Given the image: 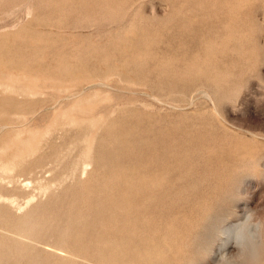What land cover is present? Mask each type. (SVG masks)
<instances>
[{"label": "rangeland", "instance_id": "rangeland-1", "mask_svg": "<svg viewBox=\"0 0 264 264\" xmlns=\"http://www.w3.org/2000/svg\"><path fill=\"white\" fill-rule=\"evenodd\" d=\"M2 71L0 164L10 166L2 178L39 156L49 161L18 178L19 193L6 194L14 203L0 204L15 216L39 205V217L63 225L69 210L88 211L78 198L97 194L98 177L123 173L116 182L128 185L120 223L88 247L74 237L60 246L45 227L30 240L75 259L59 264H180L196 206L233 180L245 211L223 223L221 239L248 224L264 240V0H0ZM105 77L108 87L99 86ZM194 182L199 198L168 197ZM92 224L87 233L100 234ZM239 253L230 261L248 263Z\"/></svg>", "mask_w": 264, "mask_h": 264}, {"label": "bare ground", "instance_id": "bare-ground-1", "mask_svg": "<svg viewBox=\"0 0 264 264\" xmlns=\"http://www.w3.org/2000/svg\"><path fill=\"white\" fill-rule=\"evenodd\" d=\"M4 72L5 71L0 72L1 76L4 75ZM20 74H22L25 79L38 78V75H35V74L33 75V74L25 73V72H20ZM107 80L108 79L106 77L99 78V79L96 78V81H98L99 86L107 85L108 84ZM55 85H58V84H55ZM94 121L95 120H93V122ZM7 122L10 123L9 121ZM97 125L98 124H89V127L93 130L95 127H97ZM6 126H7V123H1L0 128L4 130ZM88 134H93L94 136L93 131L91 133L88 132ZM86 143L88 145V148H87V152H84L83 157L86 160H89V162L91 163L93 159V157L91 156V150L93 149V145H94L93 139H88ZM28 147L31 150L33 149L34 146L31 143V141ZM98 147H99L98 148V155H99L101 151L103 150V148L100 145ZM12 155L14 159L20 163L23 162L24 157H27L25 156L24 152L19 153L17 151L15 154H12ZM112 155L116 156V154H112ZM53 157L54 156L52 154V157L50 156L49 158L53 159ZM1 159L3 158H0V160ZM48 161L49 159L47 157L44 158L43 156H39L34 162L25 163V165L19 168V170H17L12 177H9L6 179H3L1 175L7 173L10 169V166L5 164L4 162H3V165L0 164V202L4 200L5 202L6 201L9 202L10 204V202L13 200H11L9 197L6 198L7 197L6 194L9 193L10 191H12L15 194L19 193L18 186H19L20 181L18 178L21 176L29 175L33 173L36 169L42 167L41 165H43L44 162H48ZM122 175L123 173H115V174L111 173L109 175L98 177L100 181L98 179L97 189H96L97 194H95L94 197L85 195L83 198H78V199H82V201L84 202V205H82L81 207L85 206L88 209V211L83 214L82 213L83 211L81 209L80 210L82 212H79L78 210L76 212H73V210H69V212L64 215L63 225H61L60 223L49 224L47 220H44V218L39 217V208H38L39 205L36 209L27 211V213L23 215L15 216L13 211L9 209L6 204H0V264H59V263H63L62 261L58 259L67 261L68 263H73L72 261H75V259L72 256H69L68 254H67L68 256H65V253L58 252V250H61V251L64 250L61 247L53 246L54 249L47 248L48 246L40 247V245L42 246V244H40L38 247L35 244L30 243V240H35L37 237L43 235L42 233L45 227V228H48L49 230H53L54 232H56V234L53 233V236L55 235L54 236L55 241L60 246L61 245L67 246L68 238L74 237L75 239L74 241L76 243L81 244V246L86 245L88 247L92 243L93 241L92 238L94 236H97V237L101 236V234L103 233L102 231H104L103 230L104 227L106 229L116 227L120 223L122 214L125 213L126 209L124 206V201L122 200L124 199V197L122 198V196H124L125 195L124 193H126L127 191L120 192V190L121 188L126 187L128 185L125 184L124 182L123 183L116 182V180L124 179L121 177ZM187 176L192 177L193 175H187ZM246 177H247L246 174L245 175L243 174V176H241L238 179V181L240 180L242 181ZM114 180H115V183L111 182ZM237 183L239 184V182L237 181L234 183V180H233L231 183L232 184L231 187L224 190L223 192H220L217 195L216 200L214 199L215 201L211 202V204L209 205L204 204V205L196 206V208L199 210V212H197L198 213L197 221L195 225L193 226V228L191 229V232L193 233L187 239V243L190 244L189 255L180 264H202L204 262L205 263L208 262L209 260H212L218 264H238V262L232 263V261H230L231 257L233 256L231 253L233 252L234 249H238L240 252L239 255L240 256L242 255L245 259L249 261L248 263H243V264H259L260 261L263 259L262 255L264 254V250L262 247L264 244V240L258 239V236L260 234H258L257 236L256 229L253 231L249 228H245L247 227L246 225L248 224L246 225L244 224L242 227H240V230H238L235 234H230L227 237V239L225 238L226 241L224 239H221V234L223 233L222 231L224 229L223 223L226 220H229L230 217H235L238 214L237 213L238 211L240 212L244 210V207L242 209V205H241L242 200H240L242 199L241 198L242 191L236 188ZM11 184L13 185L12 187H11ZM194 185H196V182L190 185L192 189L191 188L187 190L177 189L175 192L176 195L172 194V191H170V188H168V197L169 196L176 197L177 195H179L180 197L192 196L194 198L195 197L199 198V196L202 195L200 194L201 191H199V188L197 187V185L193 187ZM78 194L81 195V194H84V192L80 190L78 191ZM95 197H96V200H90V199H94ZM12 203L14 202H11V204ZM171 205L174 206L176 205V203L173 202ZM225 206L227 207L223 209V207ZM40 207H43V206L40 205ZM35 210L37 211L38 215L37 213H33ZM222 211H224V213L223 215H220ZM88 221L89 222L93 221V224L91 226H94L97 229L101 230L100 234L99 232L98 234L87 233L86 226L88 225ZM259 225L257 224V226ZM260 227H263V226H260ZM260 227H258V230ZM109 236L113 237V235H109ZM101 239L97 241L98 245L93 250V252L96 254L97 259L102 255V252L103 253L105 252L103 250V247L101 248V244L103 243ZM218 241L223 242L222 243L223 248L221 249L220 253H218V251L216 250V244ZM88 249H85V250L80 249V250L83 253L85 252L87 253L89 251Z\"/></svg>", "mask_w": 264, "mask_h": 264}]
</instances>
